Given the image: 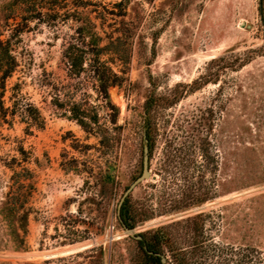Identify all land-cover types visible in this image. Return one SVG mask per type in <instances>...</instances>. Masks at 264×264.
<instances>
[{
  "label": "rangeland",
  "instance_id": "374dc122",
  "mask_svg": "<svg viewBox=\"0 0 264 264\" xmlns=\"http://www.w3.org/2000/svg\"><path fill=\"white\" fill-rule=\"evenodd\" d=\"M39 5L43 11L59 9L54 16L30 19L28 12L15 11L13 0H0V38L18 34L12 42L19 63L5 82L0 112V207L14 187L13 170L29 195L25 251H15L18 237L0 211V260L106 264L104 249L120 241L109 264H130L135 246L124 241L130 237L116 208L141 172L139 133L149 124L154 186L138 185L134 197L154 192L159 205L169 142L178 136L184 163L203 175L210 199L139 224L135 234L204 212L199 230L212 238L204 243L211 251L203 264H264V0H43ZM88 21L102 35L116 30L125 60V79L108 89L116 112L98 108L104 128L91 133L52 102L59 96L84 103V90L94 94L77 88L78 80H85L69 77L62 60L63 42ZM29 104L38 111L32 110L34 119ZM173 165L176 172L178 161ZM194 175L191 170L181 179L177 173L176 184L190 186Z\"/></svg>",
  "mask_w": 264,
  "mask_h": 264
},
{
  "label": "trees",
  "instance_id": "16d2710c",
  "mask_svg": "<svg viewBox=\"0 0 264 264\" xmlns=\"http://www.w3.org/2000/svg\"><path fill=\"white\" fill-rule=\"evenodd\" d=\"M43 0H13L15 11L17 9L29 13L30 19L40 20L42 15L54 16L52 13L57 12L58 6L50 7L43 11L39 4ZM121 2L117 3L120 6ZM27 10H26V9ZM13 15V16H12ZM15 14L8 16L14 17ZM123 14L115 13V17ZM120 22L115 21V25ZM119 26H117L118 28ZM118 30V29H117ZM17 33H12L6 39L0 38V112H4L2 97L5 91V82L16 71L19 63L16 55V48L13 44V38H17ZM120 36L116 30L108 35H102L97 31V24L88 21L84 25H79L76 31L63 42L62 60L68 66V75L71 78L85 80V84L78 80V87L90 88L94 94L84 90V103L68 98L67 102L55 96L52 102L69 114V119L76 121L86 132H97L102 125L99 123L97 114L98 108H106L116 112V108L111 104L108 89L112 86H120L125 79L123 66L125 64L124 56L119 54ZM93 98V102L88 98ZM91 102V103H90ZM28 116L34 119L32 110L37 109L29 104ZM31 111V113H29ZM115 123V119L111 120ZM106 129H108L106 127ZM114 129V128H113ZM145 133L149 145L150 167L152 166V154L154 148V139L152 129L147 124L139 133V144L143 143V134ZM178 136L169 142V150L166 154V160L163 168L162 187L159 191L160 202L155 206L153 199L157 194L154 192H145L142 197L135 198L133 191L124 200L120 214L123 222L128 228L134 229L137 225L143 224L153 218L167 213V215L184 212L197 207L206 202L209 197L207 187L202 185V174H199L197 167L190 168L185 164L184 143L180 142ZM178 161L179 166L174 172V162ZM195 161H192V164ZM191 164V163H190ZM193 171L196 177L195 182L190 186L185 184H176L179 180L175 174L179 173L181 179H186L189 171ZM28 171V170H26ZM19 172L13 170L12 182L13 188L5 194L0 211L8 219L7 228L18 238V245L14 247L15 251H25V235L27 233V222L29 209L26 202L29 195L25 194L26 183L21 182ZM108 183L113 182V177L108 173L105 175ZM176 185L174 191L170 188ZM140 187L152 188L154 184L151 179L139 184ZM205 216L204 212H198L181 219H173L171 222L155 226L144 232L138 233L142 238H124V241H131L135 250L131 256L130 264H203L202 259H209L208 253L211 251L204 243L211 241L209 234L199 230V221ZM117 217V216H116ZM118 220V219H117ZM119 222V221H118ZM121 225V223L119 222ZM122 226V225H121ZM195 232V233H192ZM202 233V234H201ZM194 236H191V235ZM201 236L202 238H197ZM180 237V238H179ZM183 237V238H181ZM12 239V238H10ZM9 240L6 239L5 247L8 246ZM120 241L112 242L109 250L104 249L108 255L106 264H109L112 258L113 246ZM108 253V254H107ZM109 258V259H108ZM164 258V261L162 260ZM0 264H9L0 260Z\"/></svg>",
  "mask_w": 264,
  "mask_h": 264
},
{
  "label": "water",
  "instance_id": "95a60500",
  "mask_svg": "<svg viewBox=\"0 0 264 264\" xmlns=\"http://www.w3.org/2000/svg\"><path fill=\"white\" fill-rule=\"evenodd\" d=\"M152 176V170L150 168V159H149V145L148 139L146 138L145 133L143 134V145H142V161H141V172L140 174L127 186L124 193L122 194L116 208V216L118 221L121 223L125 235L130 236L132 238L141 239L140 235H136L134 229L128 228L123 222L120 214L121 206L124 200L131 194V192L142 182L147 181ZM164 261V258H162Z\"/></svg>",
  "mask_w": 264,
  "mask_h": 264
},
{
  "label": "bare ground",
  "instance_id": "6f19581e",
  "mask_svg": "<svg viewBox=\"0 0 264 264\" xmlns=\"http://www.w3.org/2000/svg\"><path fill=\"white\" fill-rule=\"evenodd\" d=\"M122 104H123V102H122ZM120 106H122V105L120 104Z\"/></svg>",
  "mask_w": 264,
  "mask_h": 264
}]
</instances>
